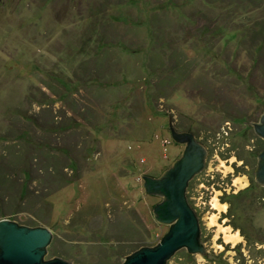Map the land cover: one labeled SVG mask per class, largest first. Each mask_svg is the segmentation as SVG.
Here are the masks:
<instances>
[{
	"label": "rangeland",
	"instance_id": "obj_1",
	"mask_svg": "<svg viewBox=\"0 0 264 264\" xmlns=\"http://www.w3.org/2000/svg\"><path fill=\"white\" fill-rule=\"evenodd\" d=\"M92 1L0 0V154L8 145H14L7 139L10 131L25 125L20 118L15 119L17 113L29 116L43 128L45 118L47 123L53 118L54 125L64 117L75 123L90 119L83 133L89 132L99 144L80 176L45 197L46 203L38 205L40 210L31 208L28 201L51 186L47 178L44 183L37 182L38 164L30 158L28 194L18 195L20 179L9 176L13 187L5 185L1 189L0 219L49 228L54 242L48 244L45 259L59 256L78 264H120L139 247L154 245L168 225L152 216V207L161 198L145 192L141 176H159L182 151L183 144L171 139L169 118L171 127L192 132L207 150L203 168L186 189L187 200L198 217L205 253H188L191 256L184 258L182 248L165 264H264V202L244 203L232 223L226 214L228 203L220 199L245 189L250 179L254 180L252 168L256 167L260 150L255 162L251 155L260 141L251 124L257 122L264 109V68L254 63L246 43L228 38L224 46L219 42L221 49L214 44L210 49L214 42L209 40L204 46L206 55L199 57L192 39L178 30L171 39L164 40L179 41L182 63L198 57L192 72L184 69L179 77L165 81L164 75L176 58L170 61L163 55L158 59V51H170L164 46L154 48L150 41L132 56L128 53L132 50L125 54L114 48L111 57L121 53V61L128 67L116 66L110 78L94 76L101 80L100 88H96L103 95L101 99L86 84L68 93L72 105L65 101L42 105L33 102L40 89L50 92L43 85L51 75L64 79L81 76L74 74L80 61L96 54L91 47L80 49L73 42ZM224 2L215 0L216 9L224 10ZM255 6H233V20L240 25L263 17L264 5ZM96 12L101 16L103 11L99 8ZM121 26L119 31L114 30L116 36L109 35L118 37L115 40L120 46L125 44L130 49L142 48L144 33L150 39L157 31L153 24L144 32ZM256 96L261 97L259 102ZM97 120L103 123L100 128L91 126ZM46 130H52L51 125ZM72 131L77 130H58L50 135L36 132L34 137L40 141L47 136L50 146L65 147L76 142ZM236 154L243 155V159ZM13 196L17 202L11 199Z\"/></svg>",
	"mask_w": 264,
	"mask_h": 264
},
{
	"label": "trees",
	"instance_id": "obj_2",
	"mask_svg": "<svg viewBox=\"0 0 264 264\" xmlns=\"http://www.w3.org/2000/svg\"><path fill=\"white\" fill-rule=\"evenodd\" d=\"M220 1H225L224 4L227 5L224 10L216 9L217 6L214 4L215 0H151V2H149V0H126V2H124V0H100L98 3L96 0H93L92 4L90 3L91 7L89 6L87 10L88 13L83 16L86 22L84 21L83 24L80 25L79 35L73 42L81 46L80 49L91 47V50H95L96 54L80 61L79 70L75 69L76 71L74 74L80 73L81 76H74V79H64L55 74L51 75V78H48L50 80L48 81L47 79L43 85L47 87L50 92L47 93L44 90L38 89L40 94L37 95L38 98L35 97L33 102L42 105V103L53 104L55 102L64 103L65 101L68 102L67 104L72 105L74 101L69 97L68 93L74 92L78 90L79 87H83L86 84H88L87 88H91L93 90L92 92H95V94L97 93L98 98L101 99L103 95L101 96L96 90V88H100L99 84L101 80L95 79V77L110 78L111 70L116 66L128 67L125 61H121V53H118L114 59L111 57L114 54V48L125 54L132 50L134 52H128L130 53L129 55L132 56L137 55L136 53H140L143 48H146V43L149 44L148 42L150 41L154 48L164 46L165 51H170V53L166 54L158 51L160 54H157L158 59L163 55L168 56V60L170 61L173 60L172 57L176 58L174 65L168 69V72L164 75L165 81H168L170 78L175 79L179 77V74L181 72L183 73L184 69L189 70L188 72H192L198 57L193 59L188 58L186 62L182 63L180 60L183 58V55L179 41L168 42L164 40L165 37L171 39L178 30L185 33V35L188 36V40L192 39L193 43L196 45V53L200 54L199 57L206 55L207 48L204 46L209 43V40L214 42L210 44V49L213 44L216 48L221 49L220 47L225 45L223 42L224 39L228 38L230 41L235 40V43H246V49L249 51L254 63L264 68V16L253 18L250 24L239 25V23L233 20V13L231 11L233 10V6L234 9H236V7H240L244 3L256 4V8H261L264 5V0ZM99 8L103 11L101 16H98L96 12V9ZM207 13L211 14V17H209ZM132 17H137L136 19L138 20L134 21ZM193 19L198 23L195 24ZM152 24L157 27V31L150 39L146 38L144 33L142 37L144 39L142 40L145 41V44L142 48L134 47L130 49L131 47L127 48L128 46L125 44L122 47L119 44V40H115L116 38L118 39V37H114L113 39L111 38L113 36L109 35V33H114L116 36L114 30L117 29L119 31L120 27H122L121 25L128 27V30L141 29V31L143 30L144 32L146 31L145 29H148ZM98 29H100V31ZM220 41V44H223V46L219 45ZM112 42L116 43V45L114 46V44H111ZM89 43H92V46H89ZM111 47H113V49H110ZM230 56L231 55L228 54V57ZM186 65H188L189 68H186ZM77 78L81 82L77 81ZM92 78L94 79L93 81ZM86 79L90 80V83H88ZM109 84L110 82L105 85L108 87ZM254 98L258 100L257 102L261 99V97L257 96ZM30 99H32V97ZM45 116L47 117V112ZM17 118H20L22 120L21 122H24L25 125L17 128L15 131H10L11 136L9 137L8 135L7 139L8 142H14V145H8L0 154V198L4 195L1 189L5 185L9 186V188L13 187L12 181L9 180V176L11 175L20 179L18 195L23 194V197L28 194L26 185L29 181L31 182L30 172H32V170L29 164V159L31 158L38 164L36 168H39L38 170L40 171L38 173L37 170L36 173V177L38 178L37 182L44 183L45 178H47L46 180H49V186H51L46 191H41L36 195L35 200L30 199L28 201V205L31 206V208L40 210L41 208L38 205L39 203H46L45 197L54 190L67 185L70 181L80 176L83 165L87 162L90 164L91 156L97 151L99 144L97 139L89 134V132L85 131L86 133H83L84 128H86L84 125L86 122L88 123L90 119H85V122L84 120H80L75 123L69 118L66 119L64 117L59 125H54L53 118H49L50 123H47L45 118L43 124H45L46 128H43L39 122H35L36 124L33 123L29 116L19 115L17 113L15 119ZM48 124L51 125L52 130H46ZM92 124L91 126L97 125L99 128L103 125L102 121L99 120ZM70 129L77 130L72 131L76 142L71 141L72 145H66L65 147L61 146L57 148L50 146V137L47 136L41 137L40 141H37L34 137L36 132V134L50 135L58 130L67 131ZM243 132L244 131H242V133ZM257 139L260 143L258 146L255 145L253 147L254 152L251 156L254 157L252 158V162H255V154L257 151L264 148V139L258 136ZM79 145L81 149L78 151ZM248 156L250 157V155ZM236 157L240 160L243 159V155L236 154ZM82 160H84V162H81ZM244 162L247 164L246 161ZM254 169L252 168L253 173ZM68 171H70V173L67 174ZM259 196H261V198ZM11 199L15 202L18 201L15 196ZM220 199L228 203L226 214L230 216V220H233V223L236 222L235 218L239 216L238 211L244 203L264 202V186L250 179L245 189L236 193L223 195ZM247 199L249 200L247 201ZM31 212L33 213V211ZM181 253L182 256L186 258L191 256L186 250H182Z\"/></svg>",
	"mask_w": 264,
	"mask_h": 264
},
{
	"label": "water",
	"instance_id": "obj_3",
	"mask_svg": "<svg viewBox=\"0 0 264 264\" xmlns=\"http://www.w3.org/2000/svg\"><path fill=\"white\" fill-rule=\"evenodd\" d=\"M252 125L264 139V109ZM168 127L172 140L183 144L180 155L159 176H141L145 192L161 198L153 205L152 216L168 228L158 242L139 247L120 264H165L182 248L188 253H205L198 217L187 200L186 189L191 178L203 168L207 150L192 132L171 127L169 118ZM254 180L264 186V148L256 156ZM51 242L52 232L46 226L0 219V264H78L59 256L45 259Z\"/></svg>",
	"mask_w": 264,
	"mask_h": 264
},
{
	"label": "flooded vegetation",
	"instance_id": "obj_4",
	"mask_svg": "<svg viewBox=\"0 0 264 264\" xmlns=\"http://www.w3.org/2000/svg\"><path fill=\"white\" fill-rule=\"evenodd\" d=\"M251 129L254 131V129H253V125L251 124ZM254 133H255V131H254ZM256 134V133H255ZM257 135V134H256ZM258 136V135H257ZM259 137V136H258ZM261 138V137H260ZM263 139V138H262ZM180 144V143H179ZM255 170V169H254Z\"/></svg>",
	"mask_w": 264,
	"mask_h": 264
},
{
	"label": "bare ground",
	"instance_id": "obj_5",
	"mask_svg": "<svg viewBox=\"0 0 264 264\" xmlns=\"http://www.w3.org/2000/svg\"><path fill=\"white\" fill-rule=\"evenodd\" d=\"M241 180V179H240ZM223 208V207H222ZM213 220V219H212Z\"/></svg>",
	"mask_w": 264,
	"mask_h": 264
}]
</instances>
